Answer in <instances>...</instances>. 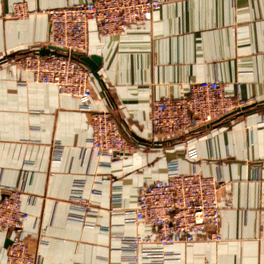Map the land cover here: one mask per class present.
Segmentation results:
<instances>
[{"label":"crops","instance_id":"crops-1","mask_svg":"<svg viewBox=\"0 0 264 264\" xmlns=\"http://www.w3.org/2000/svg\"><path fill=\"white\" fill-rule=\"evenodd\" d=\"M88 1L0 0V196L14 186L25 193L22 231L38 264H131L118 236L147 229L121 213L136 206L140 186L166 178L170 160L184 172L218 178L227 203L222 240L176 244L169 249L174 264H264V0H161L151 20L116 36L89 24L84 54L100 58L90 106L108 110L137 145L108 167L89 147L79 99L34 81L14 63L55 49L46 9ZM17 2L30 8L27 17L9 15ZM207 79L229 94L239 83L249 103L195 132L154 137L152 101L188 95ZM14 235L0 228V264H7Z\"/></svg>","mask_w":264,"mask_h":264},{"label":"built area","instance_id":"built-area-1","mask_svg":"<svg viewBox=\"0 0 264 264\" xmlns=\"http://www.w3.org/2000/svg\"><path fill=\"white\" fill-rule=\"evenodd\" d=\"M161 0H91L46 9L49 22V46L63 49L66 55L31 53L14 63L32 74L34 81L56 86L63 95L76 97L91 128L89 147L100 157L99 165L108 167L133 153L137 145L124 135L121 126L106 109L90 106L93 98L92 73L74 53L88 50L89 24L95 23L102 36L123 34L130 25L151 20ZM31 13L25 2H17L11 17L25 18ZM237 92L229 94L217 80H202L190 86L188 95L166 96L151 103L150 123L154 137L171 138L195 132L215 123L249 101ZM196 157V151H189ZM167 176L139 187L137 203L121 213L128 223H142L146 234L119 235L122 249L129 252L131 264H174L177 257L169 249L179 243L197 240H222V182L200 172H184L177 160L167 162ZM0 196V228L13 229L15 235L7 246V264H38L22 231L28 216L24 209V192L6 187ZM83 211L91 210L80 194L73 197ZM86 264V263H74Z\"/></svg>","mask_w":264,"mask_h":264},{"label":"water","instance_id":"water-1","mask_svg":"<svg viewBox=\"0 0 264 264\" xmlns=\"http://www.w3.org/2000/svg\"><path fill=\"white\" fill-rule=\"evenodd\" d=\"M39 53L41 55H50V54H56V55H66L63 49L60 48H42L39 49ZM72 58H75L79 60L81 63L85 64L91 71V73L98 77V67H99V62L100 58L96 55H85L84 53L79 54V53H74L71 55ZM10 242V241H9Z\"/></svg>","mask_w":264,"mask_h":264},{"label":"rangeland","instance_id":"rangeland-1","mask_svg":"<svg viewBox=\"0 0 264 264\" xmlns=\"http://www.w3.org/2000/svg\"><path fill=\"white\" fill-rule=\"evenodd\" d=\"M15 18H19V17H15ZM19 57L15 58L14 60L18 59ZM7 262V261H6Z\"/></svg>","mask_w":264,"mask_h":264}]
</instances>
